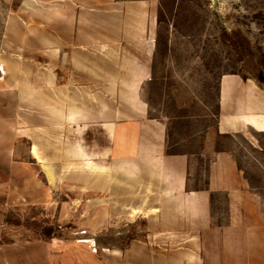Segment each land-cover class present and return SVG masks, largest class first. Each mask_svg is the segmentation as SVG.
Instances as JSON below:
<instances>
[{
    "label": "crops",
    "instance_id": "0c3cea01",
    "mask_svg": "<svg viewBox=\"0 0 264 264\" xmlns=\"http://www.w3.org/2000/svg\"><path fill=\"white\" fill-rule=\"evenodd\" d=\"M19 1L23 8L6 23L12 51L5 61L16 80L12 93L21 97L0 104L10 143L29 146L21 154L12 145L10 159L23 160L12 163L14 178L21 165H33L62 190L64 174L78 180L85 171L89 195L100 168L110 206L124 207L126 220L145 227L146 237H133L122 251L142 255L141 262L124 264H264V212L234 155L214 146L168 154L167 124L148 116L142 92L152 75L153 6ZM217 131L264 134V89L254 78L221 76ZM17 182L29 204L44 202L39 183ZM69 235L56 236V254L68 253L64 241L75 240ZM19 249L22 260L10 264H30L31 247Z\"/></svg>",
    "mask_w": 264,
    "mask_h": 264
},
{
    "label": "rangeland",
    "instance_id": "374dc122",
    "mask_svg": "<svg viewBox=\"0 0 264 264\" xmlns=\"http://www.w3.org/2000/svg\"><path fill=\"white\" fill-rule=\"evenodd\" d=\"M119 1L153 6L152 75L142 93L149 118L167 124L168 154L198 155L206 146L231 152L264 212V134L245 138L217 131L222 75H247L264 89V0ZM23 6L19 0H0V104L20 102L21 95L17 100L12 93L16 80L8 77L5 59L12 50L6 45L5 28L10 13ZM18 85L23 86L21 79ZM0 120V264L21 261L17 252L23 246L31 247L30 264H124L137 261L135 257L141 262L142 255L122 251L133 237H146L145 227L126 220L124 207L110 206L114 201L103 193L102 170L95 167L90 176L94 192L89 195L85 171L78 180L64 174L62 190L54 189L51 174L46 180L33 165H21L24 170H15L19 175L14 178L12 163L23 160L13 161L9 153L13 146L21 154L28 152L29 146L10 143L7 117ZM23 180L43 187L44 202L29 204L24 199L17 187ZM130 212L133 219L135 212ZM58 234L75 239L64 241L68 253H55Z\"/></svg>",
    "mask_w": 264,
    "mask_h": 264
}]
</instances>
